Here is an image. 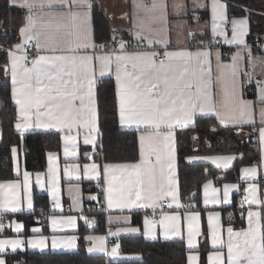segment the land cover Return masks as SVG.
Listing matches in <instances>:
<instances>
[{
	"label": "snow or ice",
	"instance_id": "obj_1",
	"mask_svg": "<svg viewBox=\"0 0 264 264\" xmlns=\"http://www.w3.org/2000/svg\"><path fill=\"white\" fill-rule=\"evenodd\" d=\"M10 5L27 10L25 23L18 30L19 42L10 45L6 59L0 68L10 76L11 99L16 106L15 128L21 132L28 129H55L62 133L64 156L78 157V140L95 147L100 135V119L97 81L107 73L115 75L116 115L121 127L135 129L139 142V158L134 162L100 164L94 153H86L91 163L81 169L78 164L66 165L64 174L77 180L95 181L103 195L105 211L136 208L153 211V216L144 217L143 234L146 237L160 234L166 239L187 233L188 264H196L198 255L197 237L201 235L200 213L188 211L183 217L167 208L192 207L181 204L179 183L176 173V129L187 128L194 123L197 114H212L221 125L236 127L252 126L258 132L260 158L257 164L241 169V178L247 183L242 205H248L247 227L226 229L227 240L220 214L208 213V237L212 250L208 252V264H264V199L258 195L259 186L252 182L258 168H264V80L256 81V100L244 98L241 69L244 52L247 50V64L253 66L258 57H253L246 41L249 34V18H232L231 36L227 33L229 23L226 0H212L211 39L200 41L196 50L189 46L175 50L171 48L169 28V4L167 0H132L131 37L135 46L120 38L113 29L111 49L108 44H96L93 38L94 0H9ZM194 0L193 9L202 7ZM172 9L179 13L187 8L185 0H176ZM247 11V9H245ZM128 19V13L123 14ZM199 20V17L193 16ZM188 36L194 34L190 31ZM226 45L239 50L232 53L231 62H223V54L211 49L220 39ZM132 50H129V49ZM89 49L92 52L89 53ZM0 51H4L0 48ZM100 54H97V53ZM162 57L159 61L157 57ZM216 67L213 70L212 58ZM249 81L252 72L244 73ZM260 105L258 113L256 106ZM259 117V128L256 117ZM214 130V129H213ZM196 139V137H193ZM11 154L16 170L18 148L12 146ZM48 188L54 201V208H61L57 199L58 165L56 154L48 153ZM189 162L210 161L217 169H228L236 159L233 155L188 156ZM40 173L37 183H40ZM23 197L21 183L17 180L0 182V216L16 213L22 206L33 207L29 188L30 174L23 173ZM44 185L41 183V187ZM236 184L223 185V199L220 189L213 187V180L203 184V203L228 204L229 194ZM76 192L79 193L77 187ZM194 195V194H193ZM90 200H98L90 195ZM73 206L80 207L78 196L73 197ZM253 206H259L254 210ZM159 208L161 215L155 218ZM91 227L95 221L82 217ZM127 215H109L113 221L129 222ZM51 228L55 233L62 226L76 227L74 216H50ZM19 233L24 225L12 220L7 225ZM6 225L0 219V232ZM39 232L38 228L33 229ZM138 228L121 227L108 231V236L122 232H138ZM46 237L29 238L28 245L44 248ZM93 242L89 252H106L109 256L119 255L117 243L109 251L106 237L88 236ZM75 236H52V247H75ZM20 238H0V254L7 248L15 251L23 245ZM226 249V251H225ZM0 264H7L0 256Z\"/></svg>",
	"mask_w": 264,
	"mask_h": 264
},
{
	"label": "trees",
	"instance_id": "obj_2",
	"mask_svg": "<svg viewBox=\"0 0 264 264\" xmlns=\"http://www.w3.org/2000/svg\"><path fill=\"white\" fill-rule=\"evenodd\" d=\"M228 16H248L250 43L263 39L264 35V0H226ZM95 5V4H94ZM247 9V11H245ZM20 8L9 4L8 0H0V43L10 46L15 42L16 31L10 26L11 17H19ZM93 36L97 43L108 40L109 25L102 9L95 5L93 9ZM206 11L199 13L200 19H206ZM192 16H189V20ZM192 46L197 42L192 38ZM7 51H0V65L6 59ZM10 82L0 78V180L13 177L11 148L23 143L24 166L31 172L44 171L48 152H59L61 147L58 132H27L20 134L15 130L16 108L11 99ZM100 145L97 159L101 162H132L138 159V140L135 130L122 129L116 115V99L114 81L111 77L97 81ZM214 129V130H213ZM196 137V139H193ZM176 146L178 156V181L181 200L184 205H192L203 213L201 206V187L208 179L216 180L220 174L216 169L204 163H190L188 156H203L213 154H231L236 159L232 167L224 172L222 179L236 181L241 166L257 164L260 158L259 144L256 133L250 128L237 130L235 127L224 126L211 116L197 117L192 126L176 130ZM194 194V195H193ZM234 198V208L239 209ZM34 209L14 215L23 222L28 233L32 225L41 222L45 224L51 212L50 200L46 194L33 191ZM96 202L85 204L84 216L92 217L95 226L89 228L84 222L80 224V233L90 229L92 232H103L105 228L104 212L93 210ZM244 212L235 211V227L244 225ZM134 220L140 222L141 214L135 213ZM121 253H136L141 255L138 261L112 262L105 255H90L84 249L83 241L73 252H40L18 251L7 253L4 258L7 264H186L188 252L183 239L145 240L142 236L124 237L119 241ZM210 250L206 224L203 219L202 236L198 252L199 264H206V255Z\"/></svg>",
	"mask_w": 264,
	"mask_h": 264
},
{
	"label": "crops",
	"instance_id": "obj_3",
	"mask_svg": "<svg viewBox=\"0 0 264 264\" xmlns=\"http://www.w3.org/2000/svg\"><path fill=\"white\" fill-rule=\"evenodd\" d=\"M167 2L169 4V9H168V11H169V28H170V32H171V42H172L171 48L169 50H175L177 48L185 47V46H189L190 50H196V48L199 46L200 41H208L211 39V36H212V32H211V4H212V0H197V2L203 6L197 7L195 9H193L194 0H185V3L187 4V8L184 11H181L179 13L175 12L171 7L172 4L174 2H176V0H167ZM94 4L97 5L98 8L103 10L106 21L108 22V25H109V34H110V36H109L110 38L106 41L97 43L94 40V42L96 44H108L109 50H110L112 47L110 42H111V38L113 36V31H112L113 29H116L117 38L128 37L132 42L135 43V41L132 40V37L130 34L131 33V16L133 13L132 0H94ZM16 7L20 8L21 13H20L19 17H13L10 20V26L12 29H14L16 31V34H17L15 42L13 44L19 42L18 30L25 23L24 17L27 14L26 9L21 8L19 6H16ZM204 11H206L208 14V17L206 19H200V18H199V20L193 19V16L199 17V13L204 12ZM124 13H128V16H129L128 19L122 18ZM190 15L192 16L191 20H189ZM234 17L235 18H242L245 16H233V17L228 16L229 23L226 25V28H227V33H228L229 37L231 36L230 20ZM190 31L194 34L195 38H197V42L193 46H192L191 41H192V38L194 36L192 38H190L188 36V33ZM93 38H94V36H93ZM219 39L221 42L217 43V46H214L211 50L213 52H215L217 50L222 52L223 62L230 63L232 53L237 52L239 49L236 46L226 45L222 42V38H219ZM246 41H247L248 45L250 46V41L248 39V35L246 36ZM250 48H251V46H250ZM129 50H132V49H129ZM251 50H252L253 57H258L259 59L254 61L252 67H249L247 64V59H248L247 58V50H245L244 61H243L242 69H241L240 79H241V82L243 84L242 91L244 94V98L248 99V100L255 101L256 100V92H257L256 81L257 80H264V37H263V41H262V45L260 47V50L255 51L252 48H251ZM91 52H92V49H89V53H91ZM97 54H100V53L98 52ZM212 64H213V70L215 73L216 61H215L214 56L212 58ZM247 72H252V74H253V79L251 81H249L247 79V77L244 75V73H247ZM108 77H111L113 79L114 87H115L114 72L113 73H107V74H105L104 77H101L99 79L108 78ZM0 78L9 79V82L11 84L10 76L6 75L2 68H0ZM13 103H14V101H13ZM259 107H260V105L256 106L257 113H258ZM15 108H16V106H15ZM206 116H211V117H214L216 119V117L212 114H197V116L195 118L206 117ZM218 123H219V121H218ZM192 125H190V126H192ZM190 126H188V127H190ZM259 126H260L259 117L257 115V117H256L257 129L259 128ZM14 127H15V125H14ZM230 127H233V126H230ZM246 127L252 129V126H250V125H245L242 128H246ZM121 128L122 129H129V128H124V127H121ZM177 129H179V128H177ZM15 130L17 132H19L20 134L27 133V132H58V133H60L59 131H57L55 129L43 130V129L32 128V129L25 130L23 132H21L20 130H17L16 128H15ZM129 130H135V129H129ZM138 135H139V133H137V140H138ZM61 136H62V133H60V142H61L60 151L59 152H51V153L56 154L55 164L58 165L57 171H58L59 183L57 185V189H58L57 199L59 200V202L61 204V208H54L53 207L54 201L52 199V196L50 194V190L48 188V169H49L48 153L49 152L46 155V168H45V170L44 171H37V172H31L25 168V166H24V150H23V143L22 142L20 143L19 147L16 146L18 148L17 161H18V165H19V172H17V170H16V164H14L12 154H11L13 177L10 179L0 180V182L6 181V180H17L18 179L21 183V197H23V181H24L23 173L25 171H27L30 174L28 183H29V188H30L31 195H32V200H33L34 189H36L38 192H40L42 194H46L50 200L51 212L49 213L45 224L38 222L37 224L32 225L30 227L28 233L25 232V226L21 229V231L19 233H17L14 230H12L10 227H8L7 225L12 220H15L17 222H21L23 224V222L20 220H17L14 217V215L22 213V212L33 211L34 202H33V207L30 209L22 206L21 210L16 212V213L8 212V213L2 214V216H0V219H2V221L5 223L6 227L2 232H0V238H11V239L20 238L24 241V243L21 247L17 248L15 251H13L11 248H7L4 253L0 254V256H2L4 258V255L7 253H13V252L25 251V250L40 251V252H73V251H76L78 249L79 243L82 240L83 244H84L85 251L90 255H105L108 258V260H110L112 262L141 260L140 254L121 253L120 250H119V255L116 257L109 256L106 252H100V251L89 252L88 248L92 247L93 242L87 239L88 236H104V237H106L105 243H106V246H107L109 251L111 250L112 246H114L117 243L118 244L120 243L119 241L121 240V238L137 237V236H142L145 240H148V241H153V240H157V239H161V240L183 239L184 243L186 245V248H187V233H186V231H184L181 236H176V237H171V238L166 239L163 235L160 234L159 225H157V235L155 237L144 236V234H143L144 217L145 216H149V217L153 216V211L150 208H147V209L136 208V209H133L131 211L125 210L123 213H121L119 210H113L111 212L105 211V213H104L105 228H104L103 232H99V233L98 232H92L91 231L92 229H90V231H88L84 234H81L80 233V224L85 222L84 219L82 218V217H85L84 216L85 204L87 202L95 201V200H90L88 197L90 195H97L100 190L97 188L95 181H89L87 179L77 180L73 177L66 176L64 174V169H65L66 165H72V164H78L82 169V167L85 163H91L92 161L86 157V155H85L86 153H94V158H95L96 162H98L100 164L105 163V162H101L97 159V155H98V151H99L98 148L100 145V135L97 138V143H96L95 147H93L92 145H85L83 143V138L80 137L78 140V157H75V158H73V157H67L66 158L64 156L63 141L61 140ZM256 137H257V142L259 144L258 132L256 133ZM176 149H177V146H176ZM259 151H260V145H259ZM138 154H139V142H138ZM213 155H220V154H213ZM223 155H231V154H223ZM203 156H211V155H203ZM233 156H235V155H233ZM234 161L232 162V164L229 166L228 169H217L216 166L213 165L210 161L197 160V161H192L190 163L197 162V163H204V164L210 165L211 167H213L214 169H216L218 171L220 176H218L217 179L220 180L223 178L222 175L224 174V172H226L227 170H229L232 167V165L234 164ZM132 162H134V161H132ZM108 163H124V162H108ZM253 165H255V164L241 166L239 168L238 179L236 181L224 180L221 182H217V179L216 180L211 179V180H213V187L219 188L221 190L220 193L218 194L221 200L223 199V185L224 184H236L237 185V188L233 189L229 194L230 203H228V204H223V203L212 204V203H209L208 205H205L203 203V197H204L203 184L206 182L205 181L201 187V206L204 209L203 213L201 212V210H199L198 208H194L192 205H186V206H192V207H182V208H176V206L173 205L172 209H168L167 204L164 206L165 212H175V213L179 214L181 217H183L188 211H198L200 213L201 235L199 237H197L198 247L195 251H196V254L198 255V260H197L196 264H199V258H200L198 248H199V243H200L201 236H202L203 219H204L205 224H206L207 240H208V244L210 247L209 251L212 250L211 241H210V238L208 237V213L209 212H217L220 214V222H221V225L224 229L223 238L225 240H227L226 229L229 225H231L235 230H239L241 228L247 227L248 205L246 204V206L244 208H241V209L240 208L235 209L234 208L235 207L234 206V198H235V196H239V198H240V197H244L246 195L244 189L247 187L248 182H246L244 179L241 178V169L244 167H249V166H253ZM38 173L41 174L39 177L40 183H37V174ZM176 173H177V179H178V156H177V154H176ZM252 182H255L258 184V186H259L258 195L260 196L261 199H264V168H258L257 176L255 177V180ZM41 183L44 185L43 187H41ZM178 183H179V181H178ZM77 187L79 188V193L76 192ZM74 196L79 197V200H80L79 209H77L73 206V197ZM180 202H181V204H183L182 200ZM253 209L259 210V206H253ZM236 210H242L244 212V214H243L244 225L242 227H235L234 226V221L236 218V216H235ZM135 213L141 214L140 222L139 221L136 222V220H134V218H135L134 214ZM53 215H55L57 217H68V216L76 217L77 218L76 227L71 228V227H68L65 225V226H62L61 228L57 229V231L54 233L52 228H51V222L49 220V217L53 216ZM109 215H113V216L127 215L130 217V219H129V222L127 224L124 223L123 221H119V222L113 221V222L109 223V221H108ZM160 215H161V212L158 208L156 210V213H155V218L158 220ZM3 218H6V220ZM262 225H264V220H262ZM121 227H134V228H138L139 231L135 232V233H133V232H122L118 236H108V231L110 229H111V231H116L117 228H121ZM34 228H38L39 232H34L33 231ZM89 228H92V227H89ZM40 235H43L44 237L47 238L45 241L46 246L44 248L32 247V246L28 245L27 242H28L29 238L38 237ZM53 235H56L58 237L75 236L76 237V241H75L76 246L72 247V248H68V247H64L62 245L61 247L53 248L52 247V236ZM110 239H113L115 243H110L109 242ZM187 250H188V248H187ZM225 251H226V249H225ZM188 255H189V251L186 254V264H188V261H187ZM206 264H208V253L206 255Z\"/></svg>",
	"mask_w": 264,
	"mask_h": 264
},
{
	"label": "built area",
	"instance_id": "obj_4",
	"mask_svg": "<svg viewBox=\"0 0 264 264\" xmlns=\"http://www.w3.org/2000/svg\"><path fill=\"white\" fill-rule=\"evenodd\" d=\"M120 38L124 39L125 41L130 42L133 46H135V43L132 42L128 37H119V38H117V39H120ZM262 41H263V39H261V40H256L254 43H250L251 48H252L253 50H255V51L260 50V47H261V45H262ZM214 46H217V43H215ZM9 47H10V46H6V45L0 43V48H3L5 51H7ZM130 49H131V48H130ZM161 58H162V57L158 56V57H157V60L159 61ZM97 196H98V200H96V202L92 205V209H93V210H102V211L105 213L104 206H103V195H102V194L100 193V191H99L98 194H97ZM242 201H243V197H240V198H238V200H237V206H238V208H240V209H241V208H244V207L246 206V204H243V205H242ZM166 204H167V202H165V204L163 205V207H164ZM3 219L6 220V218H3ZM88 219L92 220V217L89 216ZM93 226H95V223H94L91 227H93ZM109 242H110V243H115L113 239H110Z\"/></svg>",
	"mask_w": 264,
	"mask_h": 264
},
{
	"label": "rangeland",
	"instance_id": "obj_5",
	"mask_svg": "<svg viewBox=\"0 0 264 264\" xmlns=\"http://www.w3.org/2000/svg\"><path fill=\"white\" fill-rule=\"evenodd\" d=\"M9 2V1H8ZM10 4V3H9ZM13 17L10 18V20L12 19Z\"/></svg>",
	"mask_w": 264,
	"mask_h": 264
}]
</instances>
